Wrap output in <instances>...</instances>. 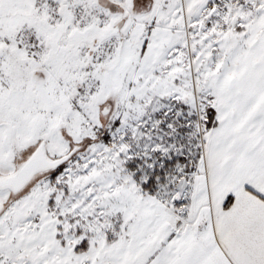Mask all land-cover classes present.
<instances>
[{
    "label": "snow or ice",
    "instance_id": "1",
    "mask_svg": "<svg viewBox=\"0 0 264 264\" xmlns=\"http://www.w3.org/2000/svg\"><path fill=\"white\" fill-rule=\"evenodd\" d=\"M0 264H264V0H0Z\"/></svg>",
    "mask_w": 264,
    "mask_h": 264
}]
</instances>
